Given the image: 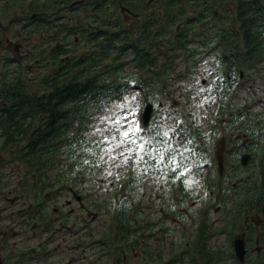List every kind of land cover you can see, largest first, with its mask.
Instances as JSON below:
<instances>
[{
	"label": "trees",
	"instance_id": "obj_1",
	"mask_svg": "<svg viewBox=\"0 0 264 264\" xmlns=\"http://www.w3.org/2000/svg\"><path fill=\"white\" fill-rule=\"evenodd\" d=\"M73 1L67 0V3ZM150 1L85 0L83 6L92 14L91 24L96 25L97 16L100 19L98 31L94 33V27H86L85 21L78 24L79 31H68V36L78 35L80 41L73 45L81 49V54L74 53L65 65L64 77L51 80L48 92L35 95L33 112L28 114L25 109L26 113L21 115L24 117L23 124L20 119H13L19 118L18 114L0 127V137H3L0 152L12 150L11 162L22 166L24 173V179L14 192L24 202L21 205L24 209L18 211L17 216L23 221L21 229H26V232L42 227L43 233H50L56 224L69 229L70 216L57 213L56 208L49 210L48 201L49 198L60 197L61 192H69L72 184L78 185L75 171L79 167L86 170L87 165L82 164V153L91 145L86 138L91 119L105 107L123 101L133 89L148 92L160 84L166 89L171 80L167 70L173 69L181 56L188 58L192 67L197 68L206 55L216 49L221 51L216 63L224 69L226 76H223L221 90L218 91L222 99L209 134L212 140L222 135L221 128L226 131L225 138L233 141L237 131L248 138L257 135L264 126V122L245 118L242 109L231 98L232 91L242 79L240 69L252 72L260 66L256 62L264 58V0H154L149 5ZM158 1L159 5H154ZM131 15L134 16L132 23L126 19ZM128 65L138 71L137 76L131 75ZM218 88L219 85H216V90ZM147 94L145 99L150 100ZM21 104L28 108L31 105L29 101ZM179 129L185 139L188 162L195 170L207 165L208 149L205 146L208 135L195 120L179 126ZM254 142L249 144L248 150L253 151ZM64 156L68 159L63 160ZM171 156L172 152L167 153L165 159L157 161L147 155L143 166L148 167L150 172L158 169L157 162L173 164ZM228 158L232 166L229 178L236 180L229 186L233 196L225 198L224 203L227 206L231 203L235 208L236 221L251 219L249 235L254 237V241L258 231L252 221L258 222V217L264 219V158L258 163L257 177L254 176V162L250 163L253 167H244L237 156L232 154ZM214 161L215 158L211 157L210 163ZM184 164L179 159V165ZM190 164L186 163V166L190 167ZM181 171V168H176L169 177L181 181ZM133 179L132 176L127 179V191L132 188ZM10 192L13 194L12 190L6 191L4 186H0V197H8ZM4 204L7 206V201ZM127 204L124 200L117 205L114 219L124 240L130 237V230L136 223V220L130 222L127 218ZM96 207L102 210V206ZM51 215L58 216L59 222L56 223ZM2 220L1 209L0 222ZM10 226L1 229V232L14 237ZM2 241L4 248L9 245L11 249L8 239ZM18 250V264L42 254V250L34 253L37 249L30 250L28 247ZM231 253L234 255L233 251ZM200 254L202 259L194 256L195 262L223 263V260L220 261L222 256L208 247ZM143 255L147 261L155 263L149 254L144 252ZM178 261L176 255L171 264ZM121 263L119 255L116 264ZM233 264L242 263L237 259ZM244 264H264V250Z\"/></svg>",
	"mask_w": 264,
	"mask_h": 264
},
{
	"label": "rangeland",
	"instance_id": "obj_2",
	"mask_svg": "<svg viewBox=\"0 0 264 264\" xmlns=\"http://www.w3.org/2000/svg\"><path fill=\"white\" fill-rule=\"evenodd\" d=\"M154 5H159V1ZM219 57L221 51L216 49L201 60L199 67L193 68L188 58L181 56L174 68L167 70L171 80L166 89L163 84L148 92L133 89L124 96L123 101L114 102L93 116L86 135L91 145L82 153V164L87 165L86 170L79 167L75 171L78 185L72 184L71 192H61L60 197L49 198L48 201L49 210L56 208L59 213L69 215V210L64 207L68 200L72 201L70 193L79 195L80 203L72 202L70 206L76 213L69 215V229L63 228L61 224H56L50 233H43L42 227L29 232L21 229L23 221L17 216V211L24 209L21 207L24 202L14 191L24 179L23 169L20 165L8 163V154L5 155L8 152H0V186H4L6 191H13L8 197H0L3 219L0 227L5 229L14 223L10 228L15 234L14 237L8 235L2 239H8L10 246L15 240L20 249H37L34 253L42 250L41 255L34 254L37 257L23 264H56L61 261H64L61 264H115L119 255L123 260L121 264H126L123 250L131 262L138 261L134 254L145 252L156 264H164L176 255L182 258L180 261L183 264H187L192 255L185 254V244L199 233L200 239L191 249L205 244L222 256V264L237 261L233 245L235 240L242 239L240 236L248 229L251 219L236 221L235 208L231 203L229 206L224 203L225 198L233 196L229 186L236 180L229 178L232 166L228 157L233 154L241 163L242 157L248 155L246 167L252 166V162L254 166L257 165L258 160L253 159L247 147L260 132L264 135V126L253 137L247 138L237 131V137L232 141L225 138L226 131L221 128L222 135L219 138H210V130L222 99L218 91L221 90L220 83L225 75L224 69L216 63ZM161 65L162 62L159 63ZM128 71L134 77L138 75L131 65H128ZM240 71L243 72V78L231 93L232 101L240 108L246 102V118L259 120L260 123L264 120V63L252 72ZM216 85H219L218 90ZM145 94L150 100L145 99ZM148 103L153 104L154 109L150 125L145 127L143 113ZM192 120L208 135L205 146L208 149L205 160L208 164L197 170L188 162L185 139L178 132L179 126H185ZM243 137L249 143L245 140L244 145ZM258 144L261 148L258 158H264V136ZM140 145H143V150ZM170 152L173 153V164L157 162L158 169L150 172L148 167L143 166L147 155L161 161ZM211 157L215 158L213 164L210 163ZM65 159L68 157L64 156ZM179 159L183 160L184 166L179 165ZM186 163L191 166L187 167ZM176 168L182 170L181 181L169 177ZM131 176L134 178L132 190L127 191L129 184L126 182ZM124 200L129 208L127 218L130 222L136 220L126 241L114 220L116 207ZM27 204L31 205L30 201ZM99 205L102 210L96 207ZM51 217L56 221L58 216ZM134 241L136 253L127 245ZM252 249L250 247L247 254L248 260L255 257L251 254Z\"/></svg>",
	"mask_w": 264,
	"mask_h": 264
},
{
	"label": "flooded vegetation",
	"instance_id": "obj_3",
	"mask_svg": "<svg viewBox=\"0 0 264 264\" xmlns=\"http://www.w3.org/2000/svg\"><path fill=\"white\" fill-rule=\"evenodd\" d=\"M223 1L227 2V0ZM84 3L85 0H75L70 4L67 3V0H0V127L4 126L5 121L9 122L13 115L18 114H20V117L13 119H20L22 121L20 123L23 124L24 117L21 115L25 112V109L28 114L33 112L35 95L48 92L51 80L64 77L65 65L74 56V53L81 54V49L75 48L73 45L79 43L78 35L68 36V31H79L78 24L84 23V21L87 23L86 27L90 29L94 27V33L98 31L97 23L100 19L97 16L96 25L91 24L92 14L90 12L87 13L85 6H83ZM78 6L79 8H77ZM133 18L134 16L131 15L130 17L127 16L126 19L132 23ZM262 57H264V54ZM256 63L263 64L264 58ZM28 101L31 104L29 108L21 104H25ZM244 103L245 105L241 106L243 113L247 105L246 102ZM246 117L248 116L245 114ZM263 122L264 120L261 121V123ZM9 126L13 127V124H9ZM263 136L261 132L257 135L255 142L253 141L255 146L253 151H251L253 159L258 160L255 166L256 170H254V176L256 177L259 176L258 163L263 159L258 158L261 153L258 142ZM245 137L242 138L243 144L245 140L246 143H249V140ZM2 143L3 137H0V146ZM7 154L8 163H12V150H9L5 155ZM70 195H72V201L68 200V204L64 208L69 210V215H73L76 212H73L70 206L72 202L75 204L80 203L81 198L76 193H70ZM56 211L59 213L58 210ZM258 218V222L252 221L258 231L255 240L253 241L254 237L249 235V224L248 229L240 236L242 238L240 240L244 241L247 254L250 252V247H252L251 254L255 257L264 250V244H262L264 219ZM1 229L0 227V264H18V243L13 240L11 249L9 245L4 248L2 238L4 236L8 237V234H3ZM199 236L200 233L194 235L192 241L185 244V254L191 253L192 255L187 264H201L199 261L195 262L193 257L196 256L198 260H201L200 252L208 246L200 244L191 249V246L200 239ZM134 238L136 237L134 236ZM134 243L136 241L128 242L127 245L131 251L136 253L137 247ZM196 251H199V253L196 254ZM123 252L126 264H151V261H147L143 253L134 254L138 261L131 262L127 260L125 250ZM181 259L179 256L177 264H183V261H180ZM118 260L119 256H117L115 264ZM172 260L173 258L168 263L171 264ZM161 261L162 258L160 259Z\"/></svg>",
	"mask_w": 264,
	"mask_h": 264
},
{
	"label": "water",
	"instance_id": "obj_4",
	"mask_svg": "<svg viewBox=\"0 0 264 264\" xmlns=\"http://www.w3.org/2000/svg\"><path fill=\"white\" fill-rule=\"evenodd\" d=\"M153 109H154V105L151 103H148L143 113V125L145 127H148L150 125L152 114H153ZM248 158H249L248 155H245L242 157L241 159L242 165L247 166ZM234 248H235V254L237 258L239 259L241 263H244L246 259V254H247L244 241L235 240Z\"/></svg>",
	"mask_w": 264,
	"mask_h": 264
},
{
	"label": "snow or ice",
	"instance_id": "obj_5",
	"mask_svg": "<svg viewBox=\"0 0 264 264\" xmlns=\"http://www.w3.org/2000/svg\"><path fill=\"white\" fill-rule=\"evenodd\" d=\"M124 135H125V136H127V135H128V133H127V132H125V133H124ZM140 148H141V150H143V145H140Z\"/></svg>",
	"mask_w": 264,
	"mask_h": 264
}]
</instances>
